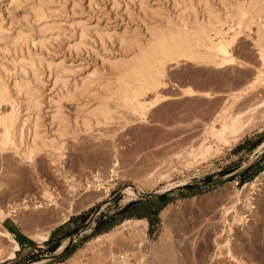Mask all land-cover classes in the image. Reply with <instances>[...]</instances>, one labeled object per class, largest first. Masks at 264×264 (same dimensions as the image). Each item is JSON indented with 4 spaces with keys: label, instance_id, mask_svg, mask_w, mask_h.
I'll return each instance as SVG.
<instances>
[{
    "label": "rangeland",
    "instance_id": "rangeland-1",
    "mask_svg": "<svg viewBox=\"0 0 264 264\" xmlns=\"http://www.w3.org/2000/svg\"><path fill=\"white\" fill-rule=\"evenodd\" d=\"M231 1L0 0V72H4L11 94L10 100L0 104V112L15 109L21 118L28 119L27 124H33L43 140L61 144L54 151L44 145L25 161L19 160L13 148H0V204L18 201L19 194L21 198L40 199L37 177L58 193L60 203L56 208L44 206V210L31 205L34 210L20 211L22 222L18 227L25 233L29 229L46 232L47 239L30 238L14 257L0 264L64 263L74 253L78 256L71 264H264V144L260 145L264 140V105L253 107L264 98V79L249 85L261 66L253 44V24L231 46L240 63L218 67L185 58L166 62L165 83L155 90L168 97L147 108L144 118L114 101L113 89L119 88L116 76L122 68L119 65L135 50L132 45L124 48L118 37L128 36L129 41L139 36L138 40L146 42L154 32L152 28L158 31L168 21L173 23L180 17L185 20L187 15L186 21L196 14L199 22L204 6L224 14ZM39 8L45 10L44 16L37 14ZM186 21L184 27H194L192 21ZM19 33L25 40L16 43ZM113 60L120 70L111 67L109 62ZM84 76L92 79L87 91L66 95V91L74 92L73 85ZM20 83L29 88L36 104L15 88ZM102 84L113 90L108 99L111 111L104 122L96 123L87 111L96 104L97 94L103 95L108 89ZM185 85L194 86L195 93H182L180 86ZM155 90L142 98L150 99ZM243 110L245 118L258 123L253 122V127L236 141L228 134V139H223L228 143L221 137L213 140L210 126L219 127L228 119L226 116ZM51 113L63 117L64 125L58 127L56 118L51 121ZM85 116L91 126L83 130L81 119ZM206 141L212 147L203 150L200 145ZM250 162L252 166L243 175L204 183ZM255 173L261 180L259 189L252 192L243 184L253 180ZM67 179L76 185L69 189L72 192L67 189ZM181 182L198 184L170 187ZM88 183L91 186L87 188ZM16 184L22 186L21 191ZM127 186L135 194L126 192ZM16 190L20 191L18 195ZM149 191L158 194L141 196ZM163 192L166 196L159 197ZM69 200L80 202L82 207L76 204L78 212L52 225L50 219L57 217L60 209L66 210ZM130 201L135 202L122 209ZM160 204L170 206L167 219L160 215L163 206L157 214L154 212ZM143 214L150 221L145 217L146 226L139 224L144 230L142 237L121 225ZM30 215L39 221H29ZM44 215L48 219H43ZM98 221H102L101 227L110 221L115 224L99 231ZM0 223L10 225L13 221L4 217ZM110 230L113 233L109 236L92 240ZM68 239L67 250L57 252L58 245ZM111 253L124 254L128 260L112 259Z\"/></svg>",
    "mask_w": 264,
    "mask_h": 264
},
{
    "label": "bare ground",
    "instance_id": "bare-ground-1",
    "mask_svg": "<svg viewBox=\"0 0 264 264\" xmlns=\"http://www.w3.org/2000/svg\"><path fill=\"white\" fill-rule=\"evenodd\" d=\"M219 1L223 3L224 0H219ZM188 5L189 7L191 6L190 2H188ZM230 5L228 9H226L228 6L224 8L225 9L224 14L222 13L217 14L218 11L217 13H215L216 10L214 12L210 10L211 9L210 7L208 8L207 6H204L203 9L205 10V12L203 13V17L199 22L198 20L197 21L195 20L196 14H195V17L193 18L191 17L192 19H188V21H186L187 20L186 18L189 17V15H187L185 20L182 17H180L181 15H179L180 18L176 22H174L175 21L174 20L173 23H171L172 21L167 20L171 24L167 23V26L164 25V27H161L163 26L161 25L160 26L161 28L159 27L161 30L158 29V31H155L156 28L155 29L152 28V32L154 30L155 33L154 32L151 33L152 35L149 34V36H151L150 40H148L149 37L145 38L146 42H142L143 41L142 39L138 40L139 36H136V35H135L136 37L133 36V40H131L132 38L130 37V40H129L130 43H128L129 41L127 40L128 36H125V37L123 36L124 38L122 36L118 37L119 42H121L120 44H125L124 46L122 45L124 48H126L127 45H129V47L131 48L130 45H132L133 47H135L133 48L135 50L134 52H132L131 58L129 56L127 57L129 59L126 58L127 60L123 58V61L125 59L124 62L121 60L122 58L119 59L121 63L123 62L122 65H119L120 67L122 66L121 70H120V67L117 65L118 62L116 63L115 60H113L114 62H111V63L109 62V64L112 65L111 67L114 66L113 69L120 70L118 73L116 72L118 74L116 76L117 78L116 81L118 80L117 83H119L118 85L119 88L113 89L114 91H116L114 93L115 103L116 104L119 103L120 106H123L125 109L132 110L133 112H136L137 114L141 115L142 118H144L145 110L147 108L155 106L161 100H164L168 97V95L163 94L159 92L158 90L157 91L155 90L160 85L165 83L162 80V77L164 76V73H165V64L168 61L177 60L179 58H185V59L197 62V63L213 64L218 67L226 66L229 64L237 63V62L240 63L241 60L238 59V57L232 53L231 46L233 42L235 41V39L241 33H243L246 28H250L251 24H253L254 31H255V36L253 37V44L255 45V48L257 49V54H258V58L260 60L261 66L257 68L255 77L253 78L252 81L249 82V85L250 86L253 85L255 81H262L264 79V0H232ZM44 12L45 10L43 8H39L37 11V14L44 16L45 15ZM193 12L195 13L194 10ZM190 13H192V11ZM194 13H192L191 16H193ZM184 21L186 22L192 21V23L194 24V27L193 25L190 26L192 29H190L189 26L187 28L184 27ZM223 23H226V26L223 27ZM20 35H21L20 33L15 35L16 43H20L19 41L25 40L24 38L25 36L21 35L20 37ZM125 39L128 42H125ZM31 64H33V62ZM117 66L119 68H117ZM90 79H91L90 77L88 78V76L86 77L84 76L83 78L80 79V82L78 84L73 85V91H74L72 92L73 94L70 93V91H66V95H74V93L76 94V93L87 91L86 87H88V83H90ZM21 84L22 83L18 84L17 87L15 88L17 90H21L22 93H25L27 95V99L31 102V104L32 103L36 104L33 102L34 98L29 96L30 95L29 88ZM107 84L109 86L110 83L108 82ZM104 88L107 89L108 87L106 86ZM180 88H181V92L186 93V94H193L196 91L190 85L180 86ZM109 89H111V91ZM108 90L109 92H107ZM113 90L112 88H108L107 90H103V92H105L103 93V95L97 94V96L95 95L96 94L95 92L93 93L91 92L92 94H94V96H96V98H98L96 100L97 101L96 104L87 111L88 114H90V116L94 118L93 119L94 122L97 123V122H100V120L104 122V119L108 115L109 111H111L110 110L111 106H109L110 104L108 105L109 103L108 99H110L111 96L113 95L112 93ZM149 90L150 91L155 90L154 91L155 93L152 95L150 99H147V98L143 99L142 96ZM88 92L90 93L89 90ZM203 92L207 95L210 94L208 90H204ZM237 95L238 94L233 93V96H237ZM10 99H11V94L9 92L8 85L4 78V72H0V104ZM112 99H114V96ZM262 105H264V98L258 101L257 104L254 105L253 107L255 108L258 106H262ZM227 117L228 119L223 120L221 121V123H219V127L211 125L209 128L210 130L208 129L209 132L214 137L213 140H216L217 137H219L217 140H220V137H221L222 138L221 141H224L223 139L227 138L228 137L227 134H228L229 139L231 137L233 140L236 141V139L239 138L242 134H244L248 129H250V127H253L252 124H254L255 122L258 123V121H255V122L251 121L249 117L245 118L244 110L239 111V112L238 111L234 112L231 115L226 116V118ZM242 117L245 119H242ZM50 118H51V121L55 120L54 118L57 119L58 127H61L62 125H64L65 121L63 117L62 118L61 116L59 117V115H56V113H51ZM26 120L28 119L21 118L15 109H10L9 111H5L2 113L0 112V126H1L0 148L1 150L7 149V148H13L18 154L19 160L25 161V160L32 159L34 156V152L40 149L44 145H48L47 146L49 147L48 149L52 151L60 148L61 144L57 145L56 142H54L52 139L51 141L43 140L42 137L38 135V133L36 132L35 127L32 126L33 124L32 125L27 124ZM81 126L83 130L90 128L91 121L88 116L87 117L85 116L81 119ZM60 130L63 131V129H60ZM204 139L207 140V137H205ZM224 142L228 143L226 140ZM263 144H264V140L260 143V145H263ZM211 147L212 145L208 141L200 145V148H202L203 150H207L208 148H211ZM59 154L60 153H58L57 155ZM114 168H112V172H116ZM37 178L38 179L36 180L40 181L41 198L37 200H34L33 197L26 198V196L21 198L19 196L20 194L18 195V193L21 191L22 186L18 184L20 188L17 190H20V191L18 192L16 190L17 194L16 193L15 194L18 195L16 199H19V200L18 201L14 200V202L7 203V204H0V220H3L4 217H9L11 218L12 221L16 222L19 225V222H22V220L19 221L18 215L22 213L20 211L26 208L30 210V208L32 207L34 208L43 207V209L45 210L44 206L46 207L55 206L53 208H56L58 205H60L57 199L58 193L56 194L53 190L49 189L48 185L42 182L39 179V177ZM67 180H66V183L68 184L67 186L68 190L76 187V185H74L72 182H69V179ZM260 180H261V176L259 174H255L253 180L249 182H245L243 186L249 187V189L252 192H254L257 189H259L257 185H259ZM89 183L85 185L87 188L91 186L90 185L91 183L90 184ZM180 184H183V182L177 183V184L175 183L174 185H171L170 187L177 186ZM95 186L97 187L96 189H98V187H100V183L95 184ZM124 190L128 193L135 194V192L129 186L125 187ZM95 194L97 195L99 193H95ZM70 200L68 202L70 205L68 206L66 210L60 211L61 210L60 209L59 214L58 215L56 214L57 217L55 216H53L52 218L50 217L51 218L50 220L52 221V225L65 221L70 213L78 212L79 208L77 209L76 204L77 205L79 204L80 206L81 205L80 202L74 204L73 203L74 201H72L71 202L72 204H71ZM81 200L78 199V201H81ZM31 205L32 207H29ZM169 209H170L169 205H164L162 209L160 210V215L163 219H167V216L169 214ZM32 210L34 209L32 208ZM27 218L30 219L29 221L31 222L32 221L37 222L36 220H38L37 219L38 217L34 215L33 216L30 215ZM42 218L48 219L45 215ZM42 218H39V219L42 220ZM235 219L237 220L239 218H235ZM141 223L143 224L142 225L143 227L146 226L147 221L145 217L128 218L124 222H122L121 225L129 228L131 232H133L134 235L137 234L138 237L140 236V233H141V237H142V234H144V230H143V227L141 228L139 227V224ZM122 229H125V228L123 227ZM112 233H113L112 230L102 232L92 237V240L99 241L103 236L104 237L109 236ZM27 234L32 239H36L40 241H44L47 239L46 232L42 233V231L38 232L36 230L34 231V229L33 230L29 229V232H27ZM139 240L140 241H138L139 242L138 245H140L141 247V245H143V241L141 242L142 238H139ZM65 244H66V240H64L61 244L58 245L56 251L61 252ZM163 244L165 246L166 243L163 242L162 245ZM19 248L20 247H19V244L16 238L11 234L10 231L4 228L3 225L0 223V262L14 257L16 250H18ZM77 256H78L77 253H74L64 263L58 262L56 264H71L72 261L77 258ZM110 257L112 259L125 258L126 262L128 260V258L124 254L114 255L113 253H111ZM42 260L44 259H41V261ZM119 261H122V260L119 259Z\"/></svg>",
    "mask_w": 264,
    "mask_h": 264
},
{
    "label": "water",
    "instance_id": "water-1",
    "mask_svg": "<svg viewBox=\"0 0 264 264\" xmlns=\"http://www.w3.org/2000/svg\"><path fill=\"white\" fill-rule=\"evenodd\" d=\"M252 164H253V162H250L249 164H247L243 167H240V168L235 169L231 172L225 173L221 176L208 178V179L204 180V183H216V182L227 181V180L231 179L232 177L240 175L243 171H245L246 169L251 167ZM197 184L198 183H184V184L176 186V187H192V186H196ZM156 194H158L157 191H149V192H146L145 194H141V196L148 197V196L156 195ZM70 242H71V240L69 239L61 251H64L67 248V246L70 244Z\"/></svg>",
    "mask_w": 264,
    "mask_h": 264
},
{
    "label": "trees",
    "instance_id": "trees-1",
    "mask_svg": "<svg viewBox=\"0 0 264 264\" xmlns=\"http://www.w3.org/2000/svg\"><path fill=\"white\" fill-rule=\"evenodd\" d=\"M228 172H230L229 170H226V171H224V172H222V174H225V173H228ZM244 173H241L240 175H243ZM256 174V173H255ZM254 174V175H255ZM243 181H245V179H242ZM159 197H162V198H164L165 196H166V193L165 192H163V193H161V194H159L158 195ZM135 201H130V202H128L122 209H127L129 206H131L133 203H134ZM163 206V204H160V205H158V206H156L155 208H154V212L157 214L158 213V211L161 209V207ZM121 209V210H122ZM135 214V213H134ZM138 216H141V217H146L149 221H150V217L147 215V214H143V215H138ZM102 221H98L97 222V224H96V226H97V229L99 230V231H101V230H107L108 228H110L111 226H113L115 223L112 221H110V222H108V223H106V225L105 226H103V227H101L100 225H99V223H101ZM16 240H18V238L16 237ZM67 250V248L65 249V251Z\"/></svg>",
    "mask_w": 264,
    "mask_h": 264
},
{
    "label": "crops",
    "instance_id": "crops-1",
    "mask_svg": "<svg viewBox=\"0 0 264 264\" xmlns=\"http://www.w3.org/2000/svg\"><path fill=\"white\" fill-rule=\"evenodd\" d=\"M191 87H194L191 85ZM4 228H6L8 231L11 232V234L16 238H18L17 242L20 245H24L26 244L29 240L30 237L28 236L27 233L23 232V230L18 227V224L16 222L13 221V224L10 225H4L2 224ZM32 239V238H31Z\"/></svg>",
    "mask_w": 264,
    "mask_h": 264
}]
</instances>
